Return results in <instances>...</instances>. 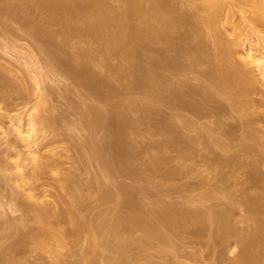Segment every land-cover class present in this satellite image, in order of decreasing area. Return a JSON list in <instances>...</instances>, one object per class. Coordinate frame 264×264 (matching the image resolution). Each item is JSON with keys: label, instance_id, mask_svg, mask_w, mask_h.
<instances>
[{"label": "rangeland", "instance_id": "374dc122", "mask_svg": "<svg viewBox=\"0 0 264 264\" xmlns=\"http://www.w3.org/2000/svg\"><path fill=\"white\" fill-rule=\"evenodd\" d=\"M40 1L0 0V242L5 248L14 244H18V249L22 246L16 252L17 257L5 256L3 264H72L75 260L66 240L62 241L63 245L54 237L49 240L56 248L59 246L58 259L55 254L23 244L34 230H42L44 223L37 215L44 208L48 212L44 210V215H48L41 214V218L50 222L46 227L67 236L76 231L75 213L89 221L90 224L87 220L83 224L85 219L81 222L84 229L81 226L82 240L77 248L88 251L93 239L89 242L93 234L90 230H95L99 242L95 264H119L117 257L121 251L127 254L126 264H235V259L243 253L245 242L240 243L241 237H229L228 243L216 242L211 221L199 223L190 214L201 211L210 215L228 208L231 223L239 233L246 229L251 233L264 223V213L258 216L262 225L258 219L259 224L251 222V212L245 206L249 197L253 199L255 194L260 197L264 193V184L260 186L263 182H258V186L255 181L257 172L264 180V21L260 19L264 16V7L261 0H206L203 7L185 0L174 1L173 5L183 16L194 21L215 14L218 7L215 36L222 37L226 46L228 43L233 53L231 63L242 74L241 79H248L242 84L228 80L230 83L225 81V85L221 83L216 88L212 85L210 88L219 94L215 101H206L202 113H196L190 106L184 109L174 104L162 105L135 88L127 89L126 83H135L130 77L114 78L108 86L100 85L101 80L94 81L107 75V67H120L122 51H114L107 64L101 63L102 58L98 56H83V49L92 45V39L54 23V16ZM113 5L128 7L123 0H114ZM205 25L203 38L208 44L204 49L211 65L194 66L183 59L184 67L181 64L176 70L173 60H167L173 53H168L166 44L156 47L162 51L161 57H166L162 59L173 64L165 62L163 68L157 69V75L162 80L171 78L170 86L174 82L189 83L187 87L182 85L181 90H186L183 99L190 104L200 101L202 86L211 85L202 73L220 69L217 68L220 63L214 61L221 49L215 37L207 34ZM180 35V29L172 30L171 38L178 42L174 43L175 48L181 50L192 45L193 38L179 41ZM232 85L244 86L245 89L241 88L248 94L242 96L240 92L235 97V92L230 90L235 88ZM190 88L198 92L192 93ZM236 100L240 105L237 103L239 107L235 108ZM132 101L150 104L160 112L145 114L131 107ZM98 115L106 120L105 126L97 123L94 126ZM38 117L47 121L49 131L38 132L36 145L30 146L28 140L33 135L30 136L29 130L33 118L38 120ZM186 120L192 129L184 127L185 131L182 124ZM177 122L178 126L182 123L179 127L186 135L183 145L168 137L175 134L174 130L168 135L163 129ZM190 122L199 129L190 126ZM208 132L229 144V149L210 145ZM228 135L235 140H230ZM246 143L247 146L252 143L253 152L243 149ZM122 146H127V152ZM120 150L125 154L121 155ZM233 156L238 158L235 162ZM98 158L102 163L106 159L105 164L110 163L108 167L98 163ZM76 195L83 196L84 201L81 208L73 210ZM130 200L147 219L168 209L178 211L181 219L172 231H162L167 237L162 240L153 234V228L144 230L127 219L131 211L124 203ZM160 225L161 230L166 229ZM101 228L117 233L126 249L115 248L114 241L112 247L103 246L102 241L108 234L101 232ZM262 233L254 240L257 238L264 246V229ZM261 243L258 245L263 259Z\"/></svg>", "mask_w": 264, "mask_h": 264}, {"label": "bare ground", "instance_id": "6f19581e", "mask_svg": "<svg viewBox=\"0 0 264 264\" xmlns=\"http://www.w3.org/2000/svg\"><path fill=\"white\" fill-rule=\"evenodd\" d=\"M123 1H124V3L128 4V7L127 8L125 7V9L114 6L113 5L114 0H41L40 1V4L42 6H44L54 16V18H53L54 23L61 24L65 29L71 30V32H73L74 34H76L78 36L89 37L92 39V45L89 47L87 46L88 48L85 47L86 49L85 48L83 49L84 50V52L82 51L83 56L84 55H86V56L95 55V56L102 58L101 63L107 64L108 59L110 58L111 54L114 51H116V50L122 51V55H121L122 64L120 65V67H118V68H108L107 67V69H108L107 75L105 77H103L102 79L94 80V81H98V80L100 81L101 80L99 82L100 85L108 86V84L114 78H117L120 76L130 77V78H133L135 80V83H130V82L126 83L125 87L127 89H134L135 88V89L139 90L146 98L150 97L153 100L160 102L162 105H167V106L170 105L171 106L174 104V106L177 105L178 107H181V108L185 107L184 109H186V107L190 106L189 108H191V110L193 108L196 111V113L197 112L200 113L204 109L206 101H208V100L215 101L217 99L216 98L217 94H219V93H216L218 91L215 90L217 85L221 86V83L224 85H225V83H230V82L232 83L233 80H234L233 82H237V83L242 84L241 83L242 81L245 82L244 80H248L245 78H244V80L241 79V76H239V75H242V74L238 73L239 71H236L237 70V69H235L236 66H234L235 63L233 62L234 65L231 63L233 53H232L231 48L227 47L228 43L226 46L224 44L222 37H217V35L215 36V33L218 32V31H216L217 30V28H216V23H217L216 20L217 19L215 18L217 16L216 13H218V7H217L215 14L209 15L208 18L206 17V19H204V17L203 18L197 17L198 19L196 21H194V19L190 20L191 18L187 19L188 17L187 18L184 17L185 15L183 16V14L179 11V9L173 5L175 0H123ZM176 1L182 2L183 0H176ZM185 1H188V2H190L194 5H197L199 7H203L206 0H185ZM261 4H262L261 6L264 7V0H261ZM130 17H133V19L130 20ZM260 19H261V21L262 20L264 21V16H263V18H260ZM205 24L208 27L207 28V32H208L207 34L212 36V38L215 37L214 40H215V42L218 43L217 45H219V48L221 49L219 57L216 56L217 58H215L213 56L215 58L214 62H216L217 64L220 63L219 67H217L220 69L219 70L216 69L217 71H215L213 69L209 70V71L205 70L206 72L202 73V74H204L205 78L208 79V80L207 79L206 80L209 81V83H211V85H209V87H206V85L202 86L203 90L201 88H200L201 91L199 90V93L201 94L200 95L201 96L200 101H198L196 103L192 102L194 104H192V103L190 104L189 103L190 101H187V100L185 101V98L183 99V96L185 95L184 91H186V90L182 91L183 90L182 85H184V86L186 85V87H187V85L190 86L189 83L183 84L179 81L181 84L174 82L177 86L174 87L173 86V85H175L174 83H172V85L170 86L171 83L169 84V82L170 81L172 82V80H169V79H171V78H168V79L166 78L167 80L166 79L162 80L157 75L156 71H158L157 70L158 68H160L162 66L164 67V65H166L165 62L168 63V65H172V66L174 64V67L176 70H177V68L179 69L181 67V64H182V67H184L183 63L185 60H187L188 63H190V65L194 64V66H198L197 64H205V63H207V64L209 63L208 65H211L212 61L210 59V56H206L207 52L204 49L206 47L205 45H206L207 41L205 43V41H204L205 37L203 38V35L205 33L203 32L204 29L202 30V27ZM174 29H180L181 30V35L179 37V41H182L186 38L187 39L193 38L191 40L193 43H192V45L190 44L191 47L188 46L190 48H188V47H186V49L182 48L183 50L179 49L180 51L177 48H175V46H176L175 44L178 42H176V41L174 42V39L171 38V33H172V30H174ZM221 38H222V40H221ZM160 43L166 44V46L168 47V48L166 47L168 49L167 50L168 53L170 51H171V53H173V55L170 54L167 56V60H169V61L173 60V61H171L173 64H171V63L169 64V62L167 60L164 61L162 59V57L164 59L166 57L163 54H162L163 56L161 57L162 51L158 50V48H156L157 45ZM175 51L178 53L176 54ZM67 54L69 55L70 53L68 52ZM217 54H219V53H217ZM70 55H72V54H70ZM77 56H79V53ZM180 58L182 60L181 63H180V61H181ZM214 58H213V60H214ZM183 59H184V61H183ZM216 59H218V62ZM80 60H81V58H80ZM81 62L83 64V60H81ZM177 62H179L178 63L179 66H178ZM175 63H176V65H175ZM84 65H86V64L84 63ZM168 65H167V67H168ZM176 66H178V67H176ZM199 66H201V65H199ZM86 67H88V65H86ZM221 67H222V69H221ZM171 68H173V67H171ZM89 70H91V69H89ZM228 80L229 81L231 80V81L229 82ZM247 83L249 84V82H247ZM94 85H96V84H94ZM212 85L215 86V88L211 89L210 87H212ZM235 85H237V84H235ZM233 87H235V86H233ZM241 87L244 88V86L240 85V87L236 86L235 87L236 89L235 88L230 89L232 93L235 92V93H233V94H236V95H234L235 97L237 96V93L241 95L240 92L243 93L242 96H244L245 93L248 94L247 91L245 92V90H244L245 88L243 89L244 90V92H243ZM109 88H111V86ZM246 89H248V88H246ZM97 90H98V88H97ZM190 90H192V91H190L192 93L198 92V91H196V89L193 90V88L192 89L190 88ZM240 95H238V96H240ZM234 102H233V105L235 104L234 107L235 108L239 107L240 104L237 102V100H236V103H234ZM141 104L142 103H139L138 101H132L130 103V106L133 108L139 109L140 111H143V113H145V114L150 113L151 115H153V114H156L157 112H160V110L154 108L150 104H145V105H141ZM241 104H244V103H241ZM99 115H98L99 118H97V121L95 120V123H93L95 127H96V123L98 125H102V126L104 125L105 126L106 120L104 121V119H102L103 116L101 115L102 116L101 117ZM33 119H34V121L31 120V122L32 121L33 122L31 125V129L29 130L30 136L33 135L32 137H30L31 140L30 139L28 140L29 141L28 143L30 146L36 145L38 138L35 135H37L38 132H40V131L45 132V130L49 131V129L47 128L48 124L47 125L45 124L47 121L43 120L42 117H41V119H40V117H38V120H37V118H36V120H35V118H33ZM171 122H173V120ZM185 122L184 123L186 126L181 123L183 125L182 126L183 130L185 128L190 129L191 127H189L187 120ZM173 123H175V122H173ZM173 123H171L172 124L171 126H169V127L166 126L163 129H164V131L166 130V132H165L166 134L169 133L168 135H170V131L174 130L175 134H173L171 137L170 136H168V137L171 138V141L178 143V145H183V143H184L183 140H184L186 135H185L184 131L182 130V128H180L181 124L179 125L180 126L179 127L178 126L179 122H177L174 125H173ZM190 123H191L190 126H192L193 128H196V129L198 128V127H196L197 125H194V123H192V122H190ZM118 124H120V123H118ZM162 124H163V122H162ZM102 126H100V127H102ZM37 127H38V129H37ZM174 131H173V133H174ZM185 131H186V129H185ZM199 131H201V130H199ZM208 133H210V132H208ZM208 133H207V135H208ZM223 133H225V132H223ZM19 134L22 135L23 131H20ZM214 136H215V133L209 134V141L208 142L210 143V145L216 144V146H219V147L221 146L225 150L229 149L228 148L229 144L226 145L222 139H218ZM230 136H229V138L231 140V138H233V136L232 135H230ZM226 137H227V134H226ZM233 140H235V138H233ZM176 143H174V144H176ZM251 144H249L250 146L249 145L247 146V143H246V145L243 148L244 150H247V153H249L248 150L250 152L254 151V150H252L253 145H251ZM122 147H126L125 149H123V148L122 149L127 152V150H128L127 146H122ZM96 150H97V148H96ZM123 150H120V152H119V153H121V155L125 154V152ZM93 153H95V152H93ZM117 153H118V151H117ZM238 154L239 155H237V156L239 158L241 155H240V153H238ZM91 156L92 155H90V157ZM237 156L232 157L234 162L238 159V158L236 159ZM96 157H98V156H95L93 158H96ZM88 159H91V158H88ZM100 159H101V156H100ZM102 159H104V157ZM232 159L230 157L231 161H232ZM97 160H98V163L104 164L106 166H107V164H110V163H108V161H107V164H105L106 159H105L104 163H102L101 160L99 162V158ZM88 161H90V160H88ZM93 161H94V159H93ZM111 162L114 163L113 160ZM228 162H230V161H228ZM241 162H245V161L242 160ZM251 162H250V164L253 165L254 163H251ZM51 163H52V161H51ZM245 163H247V161ZM237 164H239L238 161H237ZM44 165H46V164H44ZM48 165H49V163L47 164V166ZM248 165H249V163H248ZM114 166H115V164H114ZM114 166H112V167H114ZM249 166H251V165H249ZM109 167L111 168V166H109ZM122 169H124V168L122 167ZM128 170L130 172V169H128ZM128 170H127V172H128ZM132 170H131V173L133 174ZM254 171L257 172V168L254 169ZM258 174H259L258 172L256 173L257 176L255 175V173L253 174L254 177L256 176L255 177L256 178L255 181L257 180L256 184L259 186L260 184H258V182L260 183V181H261L263 183H261L260 186H263L264 180L262 181L259 178L260 174L259 175ZM224 183L226 184L225 181H224ZM122 189H124V188H122ZM255 195L257 196V194H255ZM263 195H264V193H263ZM263 195L259 194L260 197L257 196V198H256V196H254L255 198L253 197V199H250V197H249L248 199H250V201L247 199L248 202L245 204V206H247L249 208V213L251 212L249 214V215H251V216H249L251 218V222L255 221L256 223H258V220H259L258 216L260 214L264 213V206H262V205H264V203L262 202V200H264ZM73 198H74V202L72 204L73 210H78L79 208H81V203L83 204V201H84L82 199H84V198H83V196L81 198L80 195L73 196ZM124 204H127L126 206H128V208L131 211V213L127 215L128 220H130L134 225H136L138 227L139 226L142 227L144 230H148V229L153 228L154 229L153 234L155 236L157 235V237L161 238L162 240L167 239V237L165 238L163 236L162 231L163 230L170 231L172 228H174V226L177 223H179V218L181 217V215L178 213V211L168 209L166 211L164 210V212L162 211L161 213L157 214L156 217L153 219H147L145 216V213L141 209L137 208V206H135L134 203L131 202V200L126 201V203H124ZM260 204H262V205H260ZM36 209H33L35 213L37 212ZM40 210H43V209H40ZM44 210L46 213L47 212L46 208H44ZM43 211H41L40 213L37 212L38 214H40V215H37V216H39L38 218L41 219L40 222L44 223L42 230L41 229H40V231L34 230V232L35 231L36 232L32 233L33 235L31 236V238L29 237L30 239L26 238L27 241L25 240L26 243L23 242V244L24 245L25 244L32 245L34 247V249H36V250H41V251L43 250L44 252L46 251L48 253L50 252L51 254H55V257L57 256V259H58L60 257V255H59L60 252H59V250H57V248L59 246L56 248L55 246H53L54 244L52 245L50 243L52 240V237L55 238L54 239L55 241L56 240H57V242L60 241V244H62V241L64 243V240H66V244L70 245V250H71L70 254L72 255V257H76V258H74L75 260L72 262V264H95V260H96L95 256L97 254V250L99 247V242L95 238V232H96L95 230H94L95 231L94 232L93 229L90 228L91 229L90 231H92L93 234L90 233L91 234L90 238H88L89 242H90L91 238H93V239L91 240V246L89 247V249H87L88 251L85 250V252H84V249H82L83 250L82 251L80 248H77L78 245L80 244V240H82V237L80 236V231H82V230H80V228H81V226H83L81 222L84 221L85 217L80 218V217H77L78 214H76V213L74 214L73 224H75L74 227L75 228L77 227V228H76V231H74L73 233L70 234V232H69L70 236L68 234V236H69V238H68L67 234L64 232L63 233H61L62 231L57 232V230H53L52 227L51 228L46 227L49 225L50 222L47 223V221L45 219L42 220L43 218H45V217L41 218V216H42L41 214L44 215ZM229 211L227 208L224 211L221 210L219 212H217V211L212 212V214L210 212V215H207L208 213L206 214L205 212L201 213V211H198V213L192 212V214H190V216L193 215V218H194V216L197 217L199 220V223L202 220L204 221V220L209 219L211 221L210 222L211 225L214 227V231H215L214 232L215 233L214 238H216L215 239V241L217 240L216 242L220 243L221 240H223V241L226 240V242L228 243L227 239L229 237H233V236L235 237L236 235L238 237H241L240 243L245 242V244L243 243L244 244L243 253L240 256L238 255L239 257L237 259H235V264H264V260H263L264 257L262 259L261 257L263 255L260 256L261 255L260 252H262V251H260V245H258V243L260 244L261 241L259 240L260 241L259 242L257 240V238L254 240L255 236H257V235L259 236L260 233L263 234L262 232L264 229V226H263L264 223L262 225V222H264V221L261 222L259 220L260 221L259 223L262 226L261 227L257 226L258 229L257 230L254 229L255 232L253 231L250 233L247 229H246V231H244L245 229H243L244 232L241 231V233H239L237 231L238 229L236 228V226L233 223H231V220H230L231 218H229V216H228V215H231V213L228 214ZM46 215H48V214H45L44 216H46ZM77 218H79L80 220L82 219V221L79 222V219H77ZM250 218L248 219V221H250ZM46 219H48V217H46ZM86 220L87 219H85V222H83V224L87 223L88 220L87 221ZM194 220L197 221L196 218H194ZM48 221H49V219H48ZM255 222H253V223H255ZM88 223H89V221H88ZM204 223H205V221H204ZM158 224L161 227L164 226L166 229L162 228V230H161L159 228ZM88 226L91 227V225H88ZM88 226H86V227L89 228ZM82 228L84 229V226ZM158 228L160 229L161 232H159ZM85 230H86V228H85ZM100 231L101 232H107V234H108L107 239L102 241L103 246H105V247L107 246L108 248L110 246L112 247V244L114 241L116 243V244H114L115 248L119 247L120 249H126V244L124 242H122L121 240H119V238H117V233H115L111 229L107 230V228L106 229L101 228ZM32 232H33V230H32ZM49 240H50V242H49ZM223 241H221L222 244L224 243ZM17 243H19V245H20L21 242L18 240ZM261 246H263V242L261 243ZM7 248H5L4 245L0 242V264L4 263L5 258H6L5 256L9 257V255H10L12 258V256L14 255V257H17L16 252H18V250L20 249V248L18 249V244L11 245L10 248H8V249ZM263 249H264V246H263ZM20 251H21V249H20ZM19 256H20V254H19ZM8 257H7V259H8ZM3 258H4V260H3ZM13 259H15V258H13ZM117 260L119 261V264H126L127 263L126 252L121 251L117 257ZM17 261H18V259H17Z\"/></svg>", "mask_w": 264, "mask_h": 264}]
</instances>
